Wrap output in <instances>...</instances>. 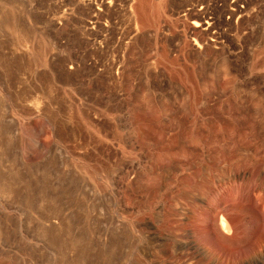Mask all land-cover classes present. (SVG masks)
<instances>
[{"label": "rangeland", "instance_id": "374dc122", "mask_svg": "<svg viewBox=\"0 0 264 264\" xmlns=\"http://www.w3.org/2000/svg\"><path fill=\"white\" fill-rule=\"evenodd\" d=\"M0 264H264V0H0Z\"/></svg>", "mask_w": 264, "mask_h": 264}, {"label": "built area", "instance_id": "2783aa9c", "mask_svg": "<svg viewBox=\"0 0 264 264\" xmlns=\"http://www.w3.org/2000/svg\"><path fill=\"white\" fill-rule=\"evenodd\" d=\"M209 19H213L214 20V22H215V20H216V18L215 17H212L211 15H209ZM194 44L198 47L199 45L197 44V42H194Z\"/></svg>", "mask_w": 264, "mask_h": 264}, {"label": "bare ground", "instance_id": "6f19581e", "mask_svg": "<svg viewBox=\"0 0 264 264\" xmlns=\"http://www.w3.org/2000/svg\"><path fill=\"white\" fill-rule=\"evenodd\" d=\"M195 24H196V23H195ZM198 251H199V252H201V253H203V252H204V251H200L199 249H198ZM205 254H206V253H205ZM205 254H204V255H205ZM207 256H208V255H207ZM213 258H214V257H213ZM212 261H213V260H212Z\"/></svg>", "mask_w": 264, "mask_h": 264}]
</instances>
